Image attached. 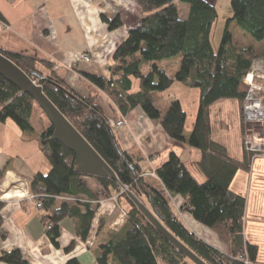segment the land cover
<instances>
[{"label":"trees","instance_id":"1","mask_svg":"<svg viewBox=\"0 0 264 264\" xmlns=\"http://www.w3.org/2000/svg\"><path fill=\"white\" fill-rule=\"evenodd\" d=\"M136 1L144 17L115 49L112 75L90 74L88 78L114 100L123 114L140 106L149 118L160 122L172 138L188 141L199 148V165L206 179L199 181L177 167L166 185L152 182L135 157L121 146V152L118 150L108 123L117 137L116 125L103 113L94 96H83L72 89L64 78L56 74L52 61L38 60L0 47L1 53L43 85L45 94L118 176V181L96 177L102 187L101 193L97 194L86 182V175L77 172L75 154L52 139L54 128L33 97L0 74V123L12 119L24 133L37 135L40 147L51 164L48 173L37 172L31 179V191L43 202L44 209L52 212L44 218L53 222L52 228L47 229L51 239L58 246L59 222L67 216L77 220L78 233L85 239L97 201L119 193V200L126 197L130 202L126 208V221L109 241L97 247L99 264H195L149 221L126 191H122L126 185L140 198H147L141 188L149 192L166 227L208 264H261L258 245L247 241L244 236L246 197L234 191L231 185L238 170L248 168L255 157V152L246 144L247 128L243 124L242 112L245 92L241 83L253 60L264 56V51L257 54L253 46H236L230 25L236 22L254 40L263 41L264 0H231L233 16L227 21L219 47L214 45L212 38L218 19L216 3L181 0L189 6L188 16L182 17L177 0ZM122 23L123 18L118 16L110 22V28L119 27ZM177 56L180 57L179 67L173 74L159 63ZM44 65L50 71L47 72ZM175 81L200 90V107L194 129L188 136L185 134L187 114L180 100H172L165 112L156 106L158 93L169 89ZM227 98H237L241 104L243 160L231 156L211 137L210 106ZM40 113L48 122L44 127H39L34 121ZM156 175L161 180L165 177L162 170H157ZM62 195L75 197L76 201H58ZM175 195L184 197V210L230 245L228 252L211 245L186 226L172 206L171 196ZM4 204L5 201L0 200L2 237L6 236L1 217ZM71 248L72 244L67 247L68 250ZM0 260L8 264H28L22 252L15 248L1 252ZM66 264L82 263L73 257Z\"/></svg>","mask_w":264,"mask_h":264},{"label":"crops","instance_id":"2","mask_svg":"<svg viewBox=\"0 0 264 264\" xmlns=\"http://www.w3.org/2000/svg\"><path fill=\"white\" fill-rule=\"evenodd\" d=\"M0 13V47L38 60L52 61L56 74L64 78L79 94L94 96L95 102L110 120L113 118L115 125L124 120L122 126H115L118 143L138 160L152 182L166 185L177 167L199 181L206 179L199 165V148L190 145L188 141L179 142L172 138L160 122L149 118L140 106L123 114L114 100L88 78L90 74L104 77L112 75L115 49L126 39L129 30L139 25L144 17L136 0H93L91 3L83 0H0ZM118 16L123 18L122 25L110 28V22ZM230 31L236 46H253L257 54L263 53L264 46L260 49L257 47L264 40H254L236 22L231 23ZM244 41L248 45H244ZM83 54L89 55L91 60H83ZM178 67L179 64H176L171 74ZM44 69L50 71L45 65ZM174 99L180 100L187 114L185 134L188 136L194 129L200 107V90L174 82L169 89L158 93L156 106L165 112ZM220 101L212 104L209 109L211 137L222 144L231 156L243 160L245 154L241 104L235 100L226 102L228 106L232 105L237 115L240 110V115L237 116L240 126L239 143L232 148L219 136L222 114L212 110ZM223 108L224 106L221 113ZM212 113L215 114L218 125L215 132L211 123ZM220 127L224 130V125ZM50 169L51 164L40 147L37 135L24 133L12 119L0 123V172L3 171L0 174V200L5 201L1 217L2 227L6 231L5 237L0 235V253L13 248L19 249L28 264H66L73 257L78 258L82 264H99L96 258L97 247L109 241L126 221V217L121 222L118 221L122 213H126L123 210L126 208L117 194L102 198V203L97 202L85 239L78 233L74 217L61 219L58 246L54 244L50 231L46 228V224L52 221L44 219L52 214L50 210L39 209L34 202L21 201L15 196H4L14 180H28L31 187V179L35 173H48ZM157 170L163 171L164 179L152 175ZM85 180L97 194L101 193L102 187L95 176L86 175ZM231 187L246 197L244 236L247 241L258 245V261L264 264V159L253 158L248 168H240ZM141 199L143 200L142 197ZM60 200L62 199L58 198ZM171 202L181 220L197 236L220 250H230V245L222 242L213 230L201 227L193 215L183 209L185 199L182 195H175ZM145 203L149 205V201ZM71 244L72 248L68 250L67 247ZM0 264L8 263L0 260Z\"/></svg>","mask_w":264,"mask_h":264},{"label":"water","instance_id":"3","mask_svg":"<svg viewBox=\"0 0 264 264\" xmlns=\"http://www.w3.org/2000/svg\"><path fill=\"white\" fill-rule=\"evenodd\" d=\"M0 74L33 97L53 126L52 139L58 140L75 154L77 172L95 177L111 178L118 181V176L112 167L98 153L92 144L78 130V128L66 117L56 104L45 94L42 84H39L29 74L22 70L16 63L0 52ZM109 127L118 150L120 145L110 123ZM141 192L147 196L149 205L140 196L126 188L128 197L149 221L181 252H183L195 264H208L178 237H176L164 224V218L155 206L151 195L147 191Z\"/></svg>","mask_w":264,"mask_h":264},{"label":"built area","instance_id":"4","mask_svg":"<svg viewBox=\"0 0 264 264\" xmlns=\"http://www.w3.org/2000/svg\"><path fill=\"white\" fill-rule=\"evenodd\" d=\"M86 3H91L93 0H83ZM82 59L85 61H90L91 58L87 54H83ZM241 86H243V91L245 92L244 102H243V118L247 125L246 144L247 148L255 152V157L264 158V56L256 57L247 73L242 79ZM125 123L124 120L117 122V126H122ZM254 157V158H255ZM152 175H156L153 172ZM30 182L28 180L18 178L13 181V184L4 193V196L11 198L15 196L18 200H27L34 202L36 207L43 209V202L38 199V196L34 194L30 189ZM128 186L124 185L122 191H126ZM59 199L67 201H76L75 197L70 196H59ZM173 200V196H171ZM97 202H104L103 199H99ZM122 221L126 217V213H122L120 216ZM98 215L96 216V223L98 222ZM53 224L50 222L46 224L47 229H51Z\"/></svg>","mask_w":264,"mask_h":264},{"label":"rangeland","instance_id":"5","mask_svg":"<svg viewBox=\"0 0 264 264\" xmlns=\"http://www.w3.org/2000/svg\"><path fill=\"white\" fill-rule=\"evenodd\" d=\"M215 3H216L217 11H218V19H217L216 25L214 26V29H213L212 38H213L214 45L219 47L223 31L226 27L228 19H230L233 16V11H232V7H231V0H216ZM177 5L180 9L181 16L187 17L188 12H189V6L186 3L182 2L181 0H177ZM247 43L248 42H246V41L243 42L244 45H248ZM263 46H264V41L262 43H260V46L257 48L260 49ZM258 51H260V50H258ZM179 62H180V57L177 56V57H174L172 59H165L163 61H160L159 63L161 64V66L165 67L169 73H172L174 71V68L176 67V64H179ZM144 69L146 71L147 68H144ZM175 82H178V81H175ZM241 89L242 90L244 89L243 86H241ZM232 100L239 102V100L237 98L222 99L220 101V103H217L215 105V107L212 108V110H214V113L216 111V113L222 114L220 117L221 118L220 126L224 125V130H221V127L219 126L220 139L223 142H225L228 145V147L230 146L233 148L234 146L238 145V143H239L238 136L240 134V130H239L240 126H239V119L237 116L240 115V110H239L238 115H237L236 112L234 111L232 105H230V106L227 105L228 103H226V102H230ZM222 106H224V108H223V111L221 113ZM214 116H215V114L212 113V117H211L212 122L211 123H212V126L214 128V132H215V130H217L216 128L218 125H217V122H216ZM111 120H112L113 124L115 125V121L113 120L112 117H111ZM34 121H35V123L39 124V127H44L48 124L47 119L45 118V116L42 113H40L39 117L37 115L35 117ZM243 124L247 128L246 123H243ZM247 133H249V131L246 132V135H247ZM214 135L216 136V134H214ZM255 158L259 159V157H255ZM261 159H264V158L261 157ZM115 194H117V198H118L119 193H115ZM142 198L145 202H148V199L146 197L142 196ZM122 205L125 208H128L130 206V202L128 201V199L126 197H122ZM123 210L126 211V209H123ZM196 222L201 227H203L207 230L211 229L208 226L198 222L197 220H196Z\"/></svg>","mask_w":264,"mask_h":264}]
</instances>
